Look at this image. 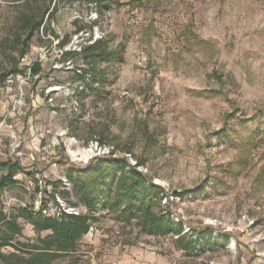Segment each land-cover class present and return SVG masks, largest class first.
Wrapping results in <instances>:
<instances>
[{
	"label": "rangeland",
	"instance_id": "rangeland-1",
	"mask_svg": "<svg viewBox=\"0 0 264 264\" xmlns=\"http://www.w3.org/2000/svg\"><path fill=\"white\" fill-rule=\"evenodd\" d=\"M95 2L0 0V179L15 182L0 240L27 257L49 232L18 210L75 209L90 232L52 264H264V0ZM28 20L42 25L26 48ZM101 39L91 65L80 50ZM106 162L163 189L152 211L181 238L119 215L118 172L85 190Z\"/></svg>",
	"mask_w": 264,
	"mask_h": 264
},
{
	"label": "trees",
	"instance_id": "trees-1",
	"mask_svg": "<svg viewBox=\"0 0 264 264\" xmlns=\"http://www.w3.org/2000/svg\"><path fill=\"white\" fill-rule=\"evenodd\" d=\"M95 3H102L106 0H95ZM30 27V33L25 39V47L28 48V42L33 33L40 28L42 20L26 22ZM28 50L20 52V58L27 55ZM85 61L90 59L89 64L94 65L101 59L108 57L106 49L103 47V41L97 40L93 44L80 50ZM68 54V53H67ZM91 72L93 70H90ZM41 73L40 65L37 64L32 70V75L37 76ZM11 74H17V67L13 68ZM118 172L112 162L89 165L82 173L86 177L81 184L85 190L96 189L110 182L113 173ZM116 176L117 182L112 180L116 189V198L118 201V213L124 217L126 222L138 221L142 230L149 235L167 234L175 231L176 236L181 238L183 228L181 225L175 226V223L169 216H160L152 211V203L159 196L163 189L152 182L146 181L144 175L136 170L125 171L122 167ZM15 182L12 175L0 179V193L11 187ZM126 201L127 206L122 209L121 202ZM97 199L90 197L85 202L87 210L95 208ZM112 206L110 210H114ZM18 218H21L31 224L37 233L49 232L44 238H40L41 247L35 246L27 251L28 256H24L21 251L23 248L12 246V237L6 236L0 240V264H9L14 260V264H52L53 261L66 255L76 252L79 241L86 236L91 229V217L84 214L74 215L68 213H58V217L44 216L42 212L35 213L29 209H19ZM13 218V217H12ZM12 218L0 210V224L14 225ZM175 229V230H173ZM12 247L19 254L6 255L2 253L3 247ZM190 247V246H189ZM26 252V251H25Z\"/></svg>",
	"mask_w": 264,
	"mask_h": 264
},
{
	"label": "built area",
	"instance_id": "built-area-1",
	"mask_svg": "<svg viewBox=\"0 0 264 264\" xmlns=\"http://www.w3.org/2000/svg\"><path fill=\"white\" fill-rule=\"evenodd\" d=\"M68 214H74V215H79L80 213L78 211H76L75 209H70L68 212H66Z\"/></svg>",
	"mask_w": 264,
	"mask_h": 264
}]
</instances>
